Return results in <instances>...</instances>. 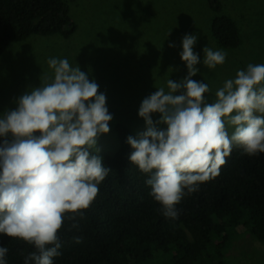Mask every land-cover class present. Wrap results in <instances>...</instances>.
Segmentation results:
<instances>
[{"label": "clouds", "instance_id": "9594fccd", "mask_svg": "<svg viewBox=\"0 0 264 264\" xmlns=\"http://www.w3.org/2000/svg\"><path fill=\"white\" fill-rule=\"evenodd\" d=\"M197 41L194 33L184 35L179 56L186 75L168 79L167 91L160 87L141 101L138 117L145 130L126 138L129 163L148 175L150 196L172 219L186 194L219 175L234 147L248 155L264 153V64L238 70L208 102L209 85L193 79L197 65L214 69L227 53L207 46L197 53ZM47 64L51 74L43 83L0 114V234L35 249L23 264H53L61 255L65 216L87 210L111 172L96 148L113 119L106 95L67 58H49ZM75 228L73 223L69 230ZM7 253L0 246V264H7Z\"/></svg>", "mask_w": 264, "mask_h": 264}, {"label": "trees", "instance_id": "16d2710c", "mask_svg": "<svg viewBox=\"0 0 264 264\" xmlns=\"http://www.w3.org/2000/svg\"><path fill=\"white\" fill-rule=\"evenodd\" d=\"M206 2L216 14L209 24L216 46L237 49L242 40L235 22L220 14L218 0ZM75 29L63 0H0V55L31 36L68 39ZM114 133L117 152L98 153L111 172L87 210L72 219L65 216L61 255L53 264H224L223 250L238 227L264 245V153L248 155L234 147L219 175L186 194L172 219L150 196L148 175L129 163L128 128L118 124ZM73 223L78 228L69 230ZM0 246L8 248L7 264H23L35 250L2 234Z\"/></svg>", "mask_w": 264, "mask_h": 264}, {"label": "rangeland", "instance_id": "374dc122", "mask_svg": "<svg viewBox=\"0 0 264 264\" xmlns=\"http://www.w3.org/2000/svg\"><path fill=\"white\" fill-rule=\"evenodd\" d=\"M63 1L76 27L70 38L31 36L0 55V114L13 110L25 91L51 74L49 58H67L106 95L113 119L110 131L96 145L105 156H113L119 147L114 127L124 125L133 137L143 132L145 124L138 117L141 101L160 87L167 91L168 79L178 81L186 75L179 56L184 35L198 36L197 53L205 46L227 53L225 62L214 69L197 65L193 79L209 85L208 102H214L216 90L238 70L250 63L264 64V0H218L220 14L229 16L239 29L242 44L235 50L221 49L211 38L209 24L216 14L206 0ZM173 42L176 47L169 48ZM158 118L152 115L154 121ZM223 254L224 264H264V245L244 227L234 230Z\"/></svg>", "mask_w": 264, "mask_h": 264}]
</instances>
